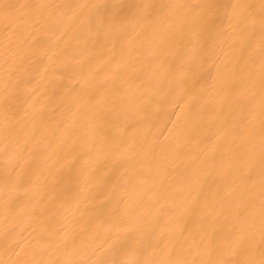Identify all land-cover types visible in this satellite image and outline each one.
I'll list each match as a JSON object with an SVG mask.
<instances>
[{
    "label": "bare ground",
    "instance_id": "bare-ground-1",
    "mask_svg": "<svg viewBox=\"0 0 264 264\" xmlns=\"http://www.w3.org/2000/svg\"><path fill=\"white\" fill-rule=\"evenodd\" d=\"M102 259L264 264V0H0V264Z\"/></svg>",
    "mask_w": 264,
    "mask_h": 264
},
{
    "label": "snow or ice",
    "instance_id": "snow-or-ice-1",
    "mask_svg": "<svg viewBox=\"0 0 264 264\" xmlns=\"http://www.w3.org/2000/svg\"><path fill=\"white\" fill-rule=\"evenodd\" d=\"M123 234L117 238L116 242L111 246L110 254H127L130 251H135L134 245L136 244V235L131 228L123 229ZM98 264H141L140 261H128V260H108L102 259Z\"/></svg>",
    "mask_w": 264,
    "mask_h": 264
},
{
    "label": "clouds",
    "instance_id": "clouds-1",
    "mask_svg": "<svg viewBox=\"0 0 264 264\" xmlns=\"http://www.w3.org/2000/svg\"><path fill=\"white\" fill-rule=\"evenodd\" d=\"M132 255H135V253L133 252ZM108 260H112V259H108ZM135 261H138V260H135ZM134 262V261H133Z\"/></svg>",
    "mask_w": 264,
    "mask_h": 264
}]
</instances>
